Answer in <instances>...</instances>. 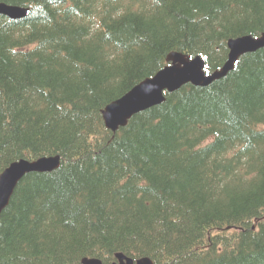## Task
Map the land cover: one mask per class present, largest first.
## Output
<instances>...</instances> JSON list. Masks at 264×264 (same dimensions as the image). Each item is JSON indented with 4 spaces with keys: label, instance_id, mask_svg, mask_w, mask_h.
<instances>
[{
    "label": "trees",
    "instance_id": "obj_1",
    "mask_svg": "<svg viewBox=\"0 0 264 264\" xmlns=\"http://www.w3.org/2000/svg\"><path fill=\"white\" fill-rule=\"evenodd\" d=\"M0 1L30 9L0 14V172L60 158L15 186L0 264H264V46L116 132L101 117L171 51L220 67L264 32V0Z\"/></svg>",
    "mask_w": 264,
    "mask_h": 264
},
{
    "label": "water",
    "instance_id": "obj_2",
    "mask_svg": "<svg viewBox=\"0 0 264 264\" xmlns=\"http://www.w3.org/2000/svg\"><path fill=\"white\" fill-rule=\"evenodd\" d=\"M0 13H5L12 18L27 13V9L14 6H6L0 3ZM264 46V33L253 38L250 35L230 39L227 42V60L221 68L205 75L203 60L200 57L190 59L188 56L171 52L167 56L170 65L157 71L152 77L145 78L129 89L121 97L111 101L103 110L102 118L105 127L115 132L124 126L128 119L135 113L160 104L164 100L163 91H174L186 83L198 86H206L212 81L224 76L232 69L234 61L241 53L252 52ZM59 156L40 157L33 161L18 160L10 163L0 173V214L8 205L11 195L18 181L28 172L51 171L59 166ZM117 262L111 264H153L149 257H141L135 261L122 254H116ZM82 264H101L100 260L94 258H83Z\"/></svg>",
    "mask_w": 264,
    "mask_h": 264
},
{
    "label": "bare ground",
    "instance_id": "obj_3",
    "mask_svg": "<svg viewBox=\"0 0 264 264\" xmlns=\"http://www.w3.org/2000/svg\"><path fill=\"white\" fill-rule=\"evenodd\" d=\"M252 35H253V34H252ZM255 35H256V34H255ZM18 182H19V181H18ZM4 209H5V208H4ZM4 209H3V210H4ZM3 210H2V211H3Z\"/></svg>",
    "mask_w": 264,
    "mask_h": 264
}]
</instances>
